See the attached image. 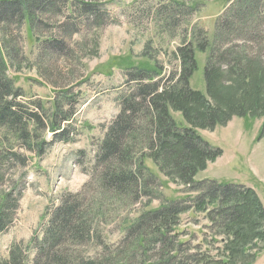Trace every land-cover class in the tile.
I'll use <instances>...</instances> for the list:
<instances>
[{"label": "rangeland", "instance_id": "1", "mask_svg": "<svg viewBox=\"0 0 264 264\" xmlns=\"http://www.w3.org/2000/svg\"><path fill=\"white\" fill-rule=\"evenodd\" d=\"M78 1L102 5V16L90 15L88 21L77 17L75 22H68L74 12L69 4L50 5L45 11H36L33 18L28 15L0 21V52L6 76L22 91L20 101L38 111L42 107L47 114L56 109L67 111L74 105L75 114L63 126L77 133L74 141L55 142L40 156L25 149L15 135L0 129V141L8 135L9 149L29 159L26 167L18 166L8 176L18 178L23 195L16 220L0 235V258L10 257L14 242L27 244L33 236L41 237L64 196L83 191L92 179L83 170H92L98 145L120 113L122 97L132 89L127 70L144 68L156 79L179 73L176 80L184 72L186 50L195 58L190 89L203 98L192 107L190 119L181 109L170 105L168 109L181 128H194L200 145L210 151L204 168L194 177L202 182L203 193L196 188L199 186L179 177L180 161H171L163 153L158 159L147 156L145 165L156 176L157 184L141 200L110 201L109 222L101 220L99 230L105 242L119 244L130 222L142 213L180 201L189 207L170 219L174 234L188 241V254L203 249L217 256L228 238L210 219V212L217 207L207 202L205 209H198L192 202L207 200L203 196L209 190L207 183L214 181L252 190L250 196H256L261 204L260 216H253L252 222L257 234L264 232V1L257 11L254 9L256 13L235 22L234 29L226 34L217 32L218 25L236 0ZM172 3L189 10L176 17V24L161 15L164 6ZM192 6L196 9L190 10ZM219 35H224V41H218ZM53 40L64 41V48L47 43ZM226 57L235 60L223 64ZM209 58L215 66L207 69ZM221 67L225 72L219 71ZM210 69L219 71V76L209 74ZM39 133L48 141L54 137L50 130ZM166 164L170 166L164 167ZM258 237L245 254L238 255L237 264H264V235ZM100 251V246L89 245L88 254ZM140 255L128 263L139 262ZM150 256L153 260L157 257L155 253Z\"/></svg>", "mask_w": 264, "mask_h": 264}, {"label": "trees", "instance_id": "2", "mask_svg": "<svg viewBox=\"0 0 264 264\" xmlns=\"http://www.w3.org/2000/svg\"><path fill=\"white\" fill-rule=\"evenodd\" d=\"M263 1L236 0L222 15L217 32H231L235 22L244 21L250 13H256V7ZM69 4L74 12L69 14L68 22H75L78 18L88 21L90 15L100 17L104 12L102 5L78 0H4L0 1V21L22 19L28 15L33 18L36 11H45L50 5L66 7ZM194 9V6L190 8ZM188 11L185 5L172 3L164 6L161 15L167 22L174 19L176 24V17L188 14ZM236 30L244 32L239 28ZM218 37V41H224V35ZM47 43H52L57 49L65 46L62 40ZM183 58L184 72L176 80L179 73H173L165 81L164 78L156 79L144 68L127 70L128 78L133 82L132 89L122 97V109L98 145L92 170H83L92 179L83 191L64 196L51 214L41 237L33 236L27 244L14 242L9 250L10 257L0 258V264H129L130 259L140 254L141 259L135 264H237L238 255L245 254L259 234L264 235V232L257 234L252 222L253 216H260L258 209L261 210L259 199L250 196L252 190L244 185L210 181L207 183L209 190L203 195L207 200L194 199L192 202L198 204V209H205L207 202L217 207L210 212V219L220 229L219 233L228 236L224 249L220 250L222 253L217 256L203 249L188 254L185 248L188 241L174 234L170 219L180 216L189 207L180 201L142 213L130 222L119 244H109L103 239L99 223L101 220L109 222L108 216L112 213L110 201L141 200L157 184L156 176L145 165L147 156L158 159L163 153L171 161H180L179 177L186 183L199 186L196 188L200 190L202 182H196L194 177L199 169L204 168L210 151L200 145L195 129L181 128L168 109L169 105L181 109L190 119L193 117L192 107L201 103L198 98L200 101L203 98L201 93L190 89L189 77L195 67L193 52L186 50ZM234 60L226 57L223 64ZM4 64L0 52V129L15 135L24 143L25 149L40 156L46 154L55 142L74 141L75 129L63 126L75 114L74 105L67 111L56 109L47 114L42 112V107L38 111L20 101L22 91L6 76ZM210 66L214 67L215 63L209 58L207 69ZM219 71L225 72L222 67ZM219 71L210 69L209 74L218 77ZM208 88L210 90V85ZM192 124L196 125L194 120ZM41 130H50L53 139L46 140L39 133ZM7 136L0 141V235L16 220L23 195L18 178L8 176L18 166L26 167L29 162L22 153L9 149ZM261 136L264 137V124ZM166 165L164 167L170 166ZM89 245L100 246L101 251L90 255ZM153 253L157 256L155 260L148 257Z\"/></svg>", "mask_w": 264, "mask_h": 264}]
</instances>
